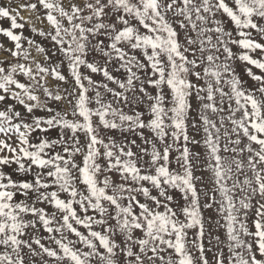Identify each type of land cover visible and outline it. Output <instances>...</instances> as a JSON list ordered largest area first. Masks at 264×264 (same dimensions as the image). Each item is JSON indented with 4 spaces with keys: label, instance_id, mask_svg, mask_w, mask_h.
I'll use <instances>...</instances> for the list:
<instances>
[{
    "label": "snow or ice",
    "instance_id": "6c2138e0",
    "mask_svg": "<svg viewBox=\"0 0 264 264\" xmlns=\"http://www.w3.org/2000/svg\"><path fill=\"white\" fill-rule=\"evenodd\" d=\"M0 36V264H264V0H0Z\"/></svg>",
    "mask_w": 264,
    "mask_h": 264
},
{
    "label": "rangeland",
    "instance_id": "374dc122",
    "mask_svg": "<svg viewBox=\"0 0 264 264\" xmlns=\"http://www.w3.org/2000/svg\"><path fill=\"white\" fill-rule=\"evenodd\" d=\"M5 26H7V25H5ZM24 32H25V35H32L31 32H30V30H29V28H28L27 26H26V28L24 29ZM5 39H6V38L0 36V41H4ZM36 39H37V40H40L39 37H36ZM237 71H238L239 73H241V75H243V73H244V67H243L242 64H239V63H238V65H237ZM254 71H256V70L254 69ZM197 139H199L198 136H197ZM194 150H199V149H194ZM198 174H199V173H198Z\"/></svg>",
    "mask_w": 264,
    "mask_h": 264
}]
</instances>
